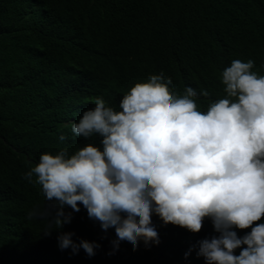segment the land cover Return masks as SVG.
Wrapping results in <instances>:
<instances>
[{
    "label": "trees",
    "instance_id": "16d2710c",
    "mask_svg": "<svg viewBox=\"0 0 264 264\" xmlns=\"http://www.w3.org/2000/svg\"><path fill=\"white\" fill-rule=\"evenodd\" d=\"M234 59L264 75V0H0V264H205L197 242L219 235L210 219L192 233L153 214L158 244L140 240L134 251L120 241L113 251L114 229L103 231L82 205L65 206L71 221L59 229L30 218L55 201L23 174L42 153L100 145L71 132L95 97L118 110L130 87L163 72L173 91L197 90L204 108L225 95L221 72ZM67 232L100 247L91 257L61 250Z\"/></svg>",
    "mask_w": 264,
    "mask_h": 264
},
{
    "label": "clouds",
    "instance_id": "9594fccd",
    "mask_svg": "<svg viewBox=\"0 0 264 264\" xmlns=\"http://www.w3.org/2000/svg\"><path fill=\"white\" fill-rule=\"evenodd\" d=\"M253 67L251 59L232 60L221 72L225 95L204 108L197 90L173 91L163 72L130 87L118 110L95 97L71 132L86 140L98 136L100 145L39 156L23 179L55 203L29 217H50L59 229L71 221L65 206L79 212L82 205L103 231L114 229L113 251L120 241L134 251L140 240L158 244L153 214L192 233L207 218L219 235L197 242L205 264H264V75ZM72 235L57 237L61 250L95 255L99 244H77Z\"/></svg>",
    "mask_w": 264,
    "mask_h": 264
}]
</instances>
